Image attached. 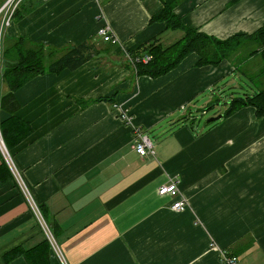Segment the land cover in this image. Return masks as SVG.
I'll list each match as a JSON object with an SVG mask.
<instances>
[{
	"label": "crops",
	"instance_id": "1",
	"mask_svg": "<svg viewBox=\"0 0 264 264\" xmlns=\"http://www.w3.org/2000/svg\"><path fill=\"white\" fill-rule=\"evenodd\" d=\"M174 2L185 26L221 41L264 25V0H43L6 30L8 39L56 48L97 38L100 53L15 93V115L32 127L11 154L27 195L14 176L0 183V264H29L25 253L37 255L47 239L34 205L59 246L49 264H222V251L264 264V119L246 107L204 128L188 122L202 96L212 104L208 93L235 87L239 72L229 61L197 67L195 54L156 79L128 65L149 40L168 47L180 38L150 23ZM103 27L115 44L98 36ZM230 103L215 107L224 116ZM136 128L153 137L154 154L135 151ZM173 181L179 195L160 196ZM179 200L184 211L172 209Z\"/></svg>",
	"mask_w": 264,
	"mask_h": 264
},
{
	"label": "trees",
	"instance_id": "2",
	"mask_svg": "<svg viewBox=\"0 0 264 264\" xmlns=\"http://www.w3.org/2000/svg\"><path fill=\"white\" fill-rule=\"evenodd\" d=\"M6 2L7 0H0V8ZM42 2L43 0H21L12 14V24L20 22ZM176 5L177 2L164 3L163 8L152 16L150 23H163L166 31H181L183 36L168 47L162 46L159 36L149 40L130 52L128 57L135 60L149 55L150 60L145 63L134 62V64L128 62V65L132 67L136 75L156 79L178 68L192 54L198 57L197 67H218L222 62L229 61L236 73L247 76L245 77L249 83L244 86L243 92L238 97L232 99L223 117L227 118L242 108L250 107L255 110L258 119H264V25L254 35L235 36L221 41L185 26L183 20L174 13ZM2 19L3 13L0 14V26ZM3 32L2 60L4 66L0 84H5L6 93L0 94V111L9 113L10 117L3 120L0 117V130L5 146L12 154L13 148L20 145L32 133L31 125L15 115L20 109L15 96L16 91L37 76L49 73L59 74L64 70H77L99 55L100 49L97 46V38H92L77 46L56 48L34 43L25 37L8 39L5 37V30ZM246 41L251 42L252 45L244 49L241 45ZM241 53L244 55L241 56ZM253 60L257 63L253 66L255 72H252L247 63ZM6 62L16 64V66L5 67ZM96 101L113 103L115 95L99 98ZM129 118L128 113H122L123 121L129 122ZM0 158L2 159L0 183H4L14 175L7 161L2 158L1 150ZM38 209L47 222L43 208L38 206ZM49 229L54 236L52 228L49 227ZM36 253L37 255L31 252L25 253L29 264H49L52 249L48 239L40 245Z\"/></svg>",
	"mask_w": 264,
	"mask_h": 264
},
{
	"label": "built area",
	"instance_id": "3",
	"mask_svg": "<svg viewBox=\"0 0 264 264\" xmlns=\"http://www.w3.org/2000/svg\"><path fill=\"white\" fill-rule=\"evenodd\" d=\"M21 0H7V2L0 8V14L3 13V19H2V25L0 26V76L2 72V67L4 66V62L2 60V41H3V30L4 28H8L12 25L11 17L15 10V8L18 6L19 2ZM45 1V0H44ZM5 29V30H6ZM98 36L104 40L105 42H111L116 43L112 35L110 34L107 27H103L98 31ZM150 60L149 55H145L141 58H137L135 60L130 59V62L134 64V62H147ZM1 80V78H0ZM135 138H134V149L135 151L141 156H148L150 154H154V146L151 141V139L146 135L145 133L141 132L139 129H135ZM0 150L2 154L4 155L5 160L7 161L13 175L16 181H18L23 188L25 194L27 195V190L24 188V186L21 183V177L20 174L15 170L12 155L7 150L5 143L3 141L1 130H0ZM158 194L160 196H170V197H177L179 195V189H178V183L177 182H170L169 184L162 185L158 189ZM34 212L36 214V217L40 221V223L43 226V229L47 235V239L51 245L52 252H54L56 255H60V250L58 243L56 242L52 232L49 230L48 226H46L44 218L42 214L40 213L38 207L36 205L33 206ZM172 209L176 211H184L186 209V204L182 200H179L175 202L172 205ZM222 264H238V258L230 255L227 251H222Z\"/></svg>",
	"mask_w": 264,
	"mask_h": 264
},
{
	"label": "rangeland",
	"instance_id": "4",
	"mask_svg": "<svg viewBox=\"0 0 264 264\" xmlns=\"http://www.w3.org/2000/svg\"><path fill=\"white\" fill-rule=\"evenodd\" d=\"M6 30H5V33H6ZM172 32H174L176 37L181 38L183 36L181 32H178V31L177 32L172 31ZM180 38L176 39L174 42H176ZM2 39H4V32H3V38ZM249 66L251 67L252 72H255L254 68L251 65H249ZM244 69H246V67ZM256 71H257V69H256ZM233 77L234 78H232V79L233 80L235 79V83H236L235 87L227 88L224 92L222 90L221 93H219L220 91L218 89L214 93L213 92L208 93V94H210L209 97L214 96V94L216 95V97H214L215 100L212 101L213 102L212 104L208 105L207 102L203 101L204 96H202L200 103H199V107L195 108L191 114L193 118H189V120H188L190 126H192L195 130L198 129L199 127L204 128V126H206V123L208 122V120L213 118L214 116L217 117L219 115H222L221 114L222 109L216 108L215 105L217 103H220V104L221 103H224V104L230 103L233 98L238 97L240 95V93L243 92L244 86H246L249 83V80H247L241 73H239V75H234ZM1 92H2V83L0 84V94H1ZM225 110H226V108L224 109L223 113L225 112ZM216 123H214V124H216ZM160 138H162V137H159V139ZM151 139H153V137Z\"/></svg>",
	"mask_w": 264,
	"mask_h": 264
},
{
	"label": "water",
	"instance_id": "5",
	"mask_svg": "<svg viewBox=\"0 0 264 264\" xmlns=\"http://www.w3.org/2000/svg\"><path fill=\"white\" fill-rule=\"evenodd\" d=\"M13 66H16V64H12V63H8V62L5 63V67H13ZM222 117H223V115L213 117V118L209 119L207 123L218 121Z\"/></svg>",
	"mask_w": 264,
	"mask_h": 264
},
{
	"label": "bare ground",
	"instance_id": "6",
	"mask_svg": "<svg viewBox=\"0 0 264 264\" xmlns=\"http://www.w3.org/2000/svg\"><path fill=\"white\" fill-rule=\"evenodd\" d=\"M13 17V16H12Z\"/></svg>",
	"mask_w": 264,
	"mask_h": 264
}]
</instances>
